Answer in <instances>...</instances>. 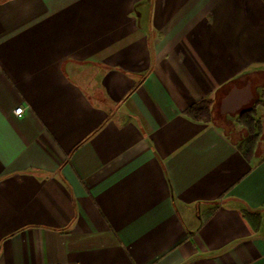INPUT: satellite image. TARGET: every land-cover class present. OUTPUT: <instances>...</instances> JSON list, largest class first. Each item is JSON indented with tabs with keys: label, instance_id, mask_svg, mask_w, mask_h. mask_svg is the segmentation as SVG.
Here are the masks:
<instances>
[{
	"label": "crops",
	"instance_id": "1",
	"mask_svg": "<svg viewBox=\"0 0 264 264\" xmlns=\"http://www.w3.org/2000/svg\"><path fill=\"white\" fill-rule=\"evenodd\" d=\"M51 263L264 264V0H0V264Z\"/></svg>",
	"mask_w": 264,
	"mask_h": 264
},
{
	"label": "trees",
	"instance_id": "2",
	"mask_svg": "<svg viewBox=\"0 0 264 264\" xmlns=\"http://www.w3.org/2000/svg\"><path fill=\"white\" fill-rule=\"evenodd\" d=\"M211 102L209 100H202L199 103L195 104L188 110V114L195 120H210ZM256 112L254 109L243 114L240 118V122L247 128L249 132V137L246 140V156L248 158L252 155L254 147L262 133V126L259 121L254 119Z\"/></svg>",
	"mask_w": 264,
	"mask_h": 264
},
{
	"label": "built area",
	"instance_id": "3",
	"mask_svg": "<svg viewBox=\"0 0 264 264\" xmlns=\"http://www.w3.org/2000/svg\"><path fill=\"white\" fill-rule=\"evenodd\" d=\"M24 113V108L23 107H20L18 109H16L15 111V114L18 116V117H21ZM51 264H57V263H51Z\"/></svg>",
	"mask_w": 264,
	"mask_h": 264
}]
</instances>
